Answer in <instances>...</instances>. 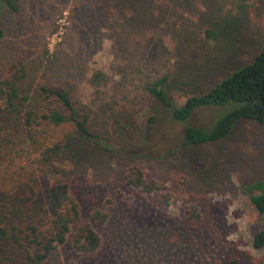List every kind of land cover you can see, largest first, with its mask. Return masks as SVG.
I'll return each instance as SVG.
<instances>
[{
	"label": "rangeland",
	"instance_id": "obj_1",
	"mask_svg": "<svg viewBox=\"0 0 264 264\" xmlns=\"http://www.w3.org/2000/svg\"><path fill=\"white\" fill-rule=\"evenodd\" d=\"M13 6L0 0V79L21 65L29 95L39 85L71 84L73 100L90 110L97 141L85 145V157L62 156L36 178V192L65 183L79 209L66 242L44 264H264V245L252 246L264 218L249 201L260 194L253 187L264 184V127L239 119L218 141L183 145L185 125L206 126L219 109L171 121L145 91L164 76L179 107L249 64L264 38V0H14ZM95 70L124 85L134 104L111 106L95 96L89 86ZM135 170L160 189L128 185ZM21 204L9 199L11 223L42 227ZM96 211L106 214L102 226L94 223ZM83 224L99 238L92 254L70 246ZM23 254L0 242L8 264H22Z\"/></svg>",
	"mask_w": 264,
	"mask_h": 264
},
{
	"label": "trees",
	"instance_id": "obj_2",
	"mask_svg": "<svg viewBox=\"0 0 264 264\" xmlns=\"http://www.w3.org/2000/svg\"><path fill=\"white\" fill-rule=\"evenodd\" d=\"M13 1L1 0L10 10H14ZM25 76L23 66L19 65L13 73L0 79V242L23 249L22 264H44L48 255L66 242L70 228L79 218V209L65 183L56 182L36 192V178L62 156L70 155L78 160L85 157V145H95L97 141L88 128L90 110L73 100L71 84L39 85L29 95L28 88L22 85ZM166 84L162 76L149 82L145 91L147 97L169 114L171 121L185 123L201 108L219 109L206 126L185 125L183 145L218 141L239 119L252 120L264 127V38L260 51L249 64L234 68L206 92L187 97L179 107L169 99ZM89 86L107 105L125 106L135 102L128 98L124 85L112 83L100 70L90 74ZM146 121L152 124L154 117ZM127 184L145 193L160 189L159 184L145 181L136 170L127 177ZM253 189L260 194L250 196L249 201L264 218V184H257ZM13 196L19 204L30 205L21 204L33 210L39 221L43 220L42 227L27 223L20 228L11 223L14 213L8 205ZM12 206L15 210L21 209L16 203ZM92 218L97 226H102L106 214L96 211ZM263 245L264 229L252 239L254 248ZM70 246L78 253L92 254L99 246V238L88 224H83L70 236ZM0 261L8 264L6 257Z\"/></svg>",
	"mask_w": 264,
	"mask_h": 264
}]
</instances>
